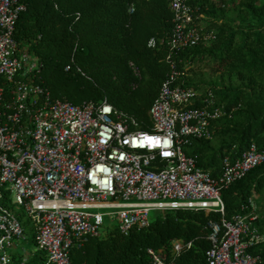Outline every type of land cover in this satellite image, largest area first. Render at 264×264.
<instances>
[{"label":"built area","instance_id":"1","mask_svg":"<svg viewBox=\"0 0 264 264\" xmlns=\"http://www.w3.org/2000/svg\"><path fill=\"white\" fill-rule=\"evenodd\" d=\"M25 7L21 0H0V264H25L33 253L45 264H70L71 246L103 235L105 218L127 235L147 227L152 211L223 214L221 191L264 165V151L253 143L237 158L224 156L216 176L184 152L189 139L211 140L212 124L230 111L217 105L211 90L179 83L182 72L172 70L161 83L148 110L149 130L106 101L78 106L51 99L34 83L38 58L13 37ZM169 9L172 48L214 39L186 0H169ZM3 201L28 219L33 253L23 244L26 229ZM249 205L248 212L208 222L207 264L262 263L253 254L264 243L260 217L252 200ZM190 245L174 240L171 256ZM148 254L154 264H169L160 251Z\"/></svg>","mask_w":264,"mask_h":264},{"label":"trees","instance_id":"2","mask_svg":"<svg viewBox=\"0 0 264 264\" xmlns=\"http://www.w3.org/2000/svg\"><path fill=\"white\" fill-rule=\"evenodd\" d=\"M21 1L26 7L16 20L13 37L38 58L34 83L51 99L78 106L106 101L133 117L140 130H149V107L171 71L184 73L193 63L206 64L221 75L237 77L241 84L205 88L230 112L212 124L211 140L189 139L184 152L216 176L224 156L237 158L252 143L264 151V0H186L197 21L208 22L204 30L214 39L180 50L170 46L175 22L169 0ZM178 82L195 90L202 84L185 76ZM263 196L261 165L221 191L223 214L164 211L147 227L131 229L127 235L112 226L100 237L72 245L70 264H154L149 249L160 251L169 264H207L208 222L250 211L249 200L264 236V216L257 206ZM3 203L14 211L9 202ZM16 215L31 232L22 210ZM174 240L191 245L172 257ZM253 254L264 264V243ZM13 264L22 263L14 259Z\"/></svg>","mask_w":264,"mask_h":264},{"label":"rangeland","instance_id":"3","mask_svg":"<svg viewBox=\"0 0 264 264\" xmlns=\"http://www.w3.org/2000/svg\"><path fill=\"white\" fill-rule=\"evenodd\" d=\"M200 26L205 28L207 26L208 22L207 21H200L199 22ZM185 77L190 78L191 80L195 82H199L201 84V89H205L208 87L210 84H216L217 87L220 86H237L241 84L240 79L237 77H228L226 75H221L219 72H214L212 71L206 64H198V63H193L192 65H189L186 67L185 70ZM213 144L215 143L214 141L212 142ZM260 214L264 216V196L261 198L259 201V204L257 205ZM14 211L15 212H20L21 209L19 207L14 206ZM162 213L157 212V211H152L150 213V220H155L158 217H160ZM115 223L113 221L108 220L107 218L104 219V227H112L114 226ZM27 233V240L23 243L24 246H26L27 249L30 251H33V243H32V232H29L26 229ZM103 233V232H102ZM35 255V257H34ZM33 259L30 264H45V259L39 255V253H33ZM25 264H29L28 262Z\"/></svg>","mask_w":264,"mask_h":264},{"label":"crops","instance_id":"4","mask_svg":"<svg viewBox=\"0 0 264 264\" xmlns=\"http://www.w3.org/2000/svg\"><path fill=\"white\" fill-rule=\"evenodd\" d=\"M26 247V246H25ZM33 248H34V246H33ZM29 250V249H28ZM29 252H30V250H29ZM34 251H32V253H33ZM33 255V254H32Z\"/></svg>","mask_w":264,"mask_h":264}]
</instances>
